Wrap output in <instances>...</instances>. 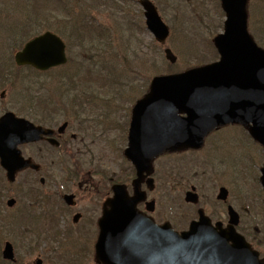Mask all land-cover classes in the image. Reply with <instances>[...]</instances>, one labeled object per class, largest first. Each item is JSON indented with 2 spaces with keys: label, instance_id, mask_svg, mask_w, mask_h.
Returning <instances> with one entry per match:
<instances>
[{
  "label": "water",
  "instance_id": "1",
  "mask_svg": "<svg viewBox=\"0 0 264 264\" xmlns=\"http://www.w3.org/2000/svg\"><path fill=\"white\" fill-rule=\"evenodd\" d=\"M221 2L226 13L225 33L215 40L220 61L182 74L155 78L151 93L134 111L129 156L139 174L149 172L150 160L157 155L198 148L213 129L230 123L246 127L264 147V50L248 33L247 0ZM142 5L148 29L164 43L169 28L152 3L144 0ZM166 54L175 61L170 51ZM16 60L18 65L46 70L65 63L64 45L56 36L46 33L27 44ZM179 114L187 117L180 118ZM4 131L0 134V146L4 142L16 147L35 139L30 138L31 133H21L11 143L13 138L8 140L13 127ZM2 164L11 180L28 165L13 149L2 154ZM262 174L264 186V168ZM134 204L118 196L111 202V211L100 223L97 256L102 263L259 264L233 228L218 233L208 222L201 221L189 233L179 236L169 225L156 227L141 218L134 211ZM3 255L14 260L11 244H6Z\"/></svg>",
  "mask_w": 264,
  "mask_h": 264
},
{
  "label": "flooded vegetation",
  "instance_id": "2",
  "mask_svg": "<svg viewBox=\"0 0 264 264\" xmlns=\"http://www.w3.org/2000/svg\"><path fill=\"white\" fill-rule=\"evenodd\" d=\"M94 1L92 8L97 9L101 6L102 11L111 12L115 16L117 22L115 30L118 28L120 31L122 28L136 29L138 18L141 16L144 19V13L136 9V5L140 6V0ZM10 5L11 0H0V50L8 49L9 35L5 33L9 30L10 18L9 14L3 13V9L7 7L9 12ZM72 5L74 6L72 11H74L76 4L72 2ZM86 5V3L81 4L79 8H85ZM112 7L114 10H111ZM91 11L87 9L86 13ZM1 16L4 18L1 19ZM8 62L9 58L0 52V69L4 68ZM51 71H37L36 97L30 98L28 105L20 104L19 98L12 96L10 90L15 80H10L7 75H0V126L4 130L9 128L13 122L10 116L13 114L16 118L27 119L36 127L52 131L51 135L42 136L36 142L18 147L21 155L31 161V165L17 173L16 176L17 178L20 175L25 176L27 184L34 188L29 191L26 188L23 197L28 199L29 206H21L20 210L24 217L30 219L35 217L47 222L54 219L56 223L59 221L66 224L68 233L65 236V243H70L74 233L82 236L88 230L93 231L95 235L91 243L93 251L91 249L88 254L92 257L94 240L96 241L99 234L98 223L109 208L108 201L114 196V187L124 186L132 194L137 186L138 169L125 157V149L129 144L131 121L126 116L105 115L102 104L85 103V98L80 106L75 107L71 104L69 106L70 118L60 123V119L66 116L62 111H58L60 91L55 87L57 81L53 78L50 81L44 80V75L53 76ZM31 82L30 80L29 84ZM45 87L47 89L43 91ZM70 101H73V98L70 97ZM88 102L91 101L88 100ZM106 129L108 135L105 137ZM0 134H3L2 130ZM199 152L189 149L174 155L163 154L156 160L157 165L160 158L165 156L177 157L179 160L177 164L164 163L162 168L164 201L166 199L164 221L168 223L171 218L170 192L176 188L173 184H179V192L186 194L192 188L198 191L197 178L206 181L202 176L203 170L200 168L204 164L200 163V166L196 160ZM201 152L203 157L206 156L207 150L202 149ZM186 154L192 155L193 159L184 160L182 156ZM217 165L221 167V171L213 170V175L208 176L207 179L210 181L208 184L213 185L212 187L216 185L218 193L222 188L228 191L226 201L220 205L224 221L228 222V207L234 204V191L245 192L249 176L245 170L240 173L230 162L221 157ZM156 171L157 169L155 173ZM1 173L5 174L0 165ZM174 173L177 175H173ZM229 178L233 183H238L239 187L231 189L227 183ZM141 180V188L145 189L146 179ZM218 193L214 196L216 199ZM139 207L144 210V202ZM191 212L197 213L198 209H191ZM188 215L187 212L185 216ZM79 245L86 246V244ZM79 245L76 246L82 248Z\"/></svg>",
  "mask_w": 264,
  "mask_h": 264
},
{
  "label": "rangeland",
  "instance_id": "3",
  "mask_svg": "<svg viewBox=\"0 0 264 264\" xmlns=\"http://www.w3.org/2000/svg\"><path fill=\"white\" fill-rule=\"evenodd\" d=\"M42 1V6H44V4L47 6V8L43 9L47 11L50 10V12L54 14V16H56V19L51 22L57 25L58 29L63 32L72 34L70 32L71 28L69 29L68 27L70 25L72 27H77L76 20L79 23L81 22L82 17L81 15H78V9L81 4L86 3V8L88 10H92V13L88 15L90 20H92L91 22L95 23L101 29V26L105 27L106 30L110 31L111 33L112 41L110 43H107L106 40H102L101 54H97L93 51H89L87 44H91L96 41H101L99 34L94 33L93 35H91L90 33H87L83 39L82 35L84 34V31H81L80 37L78 38V42H81L82 45L79 48H73L71 64L69 65V67L67 66L64 69H60V71L57 70L56 72H54L57 76H53L54 79L57 81V83H55V87L60 89L59 91L61 94H59V99L63 101L61 108L64 114H66V119L70 118V110L68 109L66 102H64V100L62 99V92L64 91L65 87L69 85L70 76L74 77L75 75H77L79 79H82L84 76H86L92 81V83L94 81L93 85L97 87L102 78V73L107 74V71L103 70L104 65L115 67V63H121V65H123V72L120 74L118 82L113 84L111 87H107L105 90H103V96L99 97L95 104L97 105L99 103L106 102L107 105L111 106V109L114 112L117 113L120 111V113H122L124 112L123 106L125 105L129 96L133 98L136 97V100L140 99L146 93L152 78L156 75L165 74L166 72H168L169 67L171 68L172 72H176L185 70L186 65L191 68L198 64L204 65L206 63L214 62L215 58L213 55L211 43L216 35L223 32L222 24L224 18L221 14V8L220 5L218 6L217 0H189L188 2H184L186 0H170L169 6L165 4L170 9L163 8L166 13L162 11L163 16L167 18H164L166 21L170 17H172V14L182 16V10L185 14V19L183 18V21L185 23L184 29L177 31V27H170V36L165 47L170 48L177 56V62L175 64H170L165 58L164 46L162 47L157 44L153 36L149 32L144 31V19L141 16L138 18V28L133 30L129 28H122L121 31H114V28L112 27L115 25V21H113L114 17L112 16V13L102 11L103 9L101 6H98L99 8L97 9L92 8V3H95L94 0H60V9H55L52 4V2L54 4L57 3L58 0H52V2L51 0ZM96 1L100 2L103 0ZM152 1L158 4L162 2V0ZM200 1L205 4L206 9L203 8V10L198 11V9L202 7ZM259 1L260 0H251L248 6V9L250 10L249 28L250 33L254 36H257L256 40L258 38L260 42H263L264 44V13L262 12L261 7L257 8V4ZM72 2L76 4L75 11L69 12L71 11V8H74ZM189 3H191L193 6H191ZM37 4H40V1H37ZM165 5L164 7H166ZM192 8L197 9V14L191 15L190 9ZM14 9H16L17 11L9 10L8 12L7 7H5L3 9V13L5 15L9 14V18H13L12 21L15 25H21L20 23H23V25L27 26V22L31 19L29 17L30 15H27V12H22L17 8ZM136 9H138L139 12H142L140 6L136 5ZM111 10H114V8L112 7ZM169 15L170 17H168ZM23 17L24 21L20 22L21 20H23ZM46 17L50 18V15L47 14ZM3 18L4 17L1 16V19ZM33 23H35V21ZM38 29L42 30L39 27ZM70 42L73 46L77 44L75 38L73 37L70 38ZM1 54L3 55V52H1ZM196 55L201 57V59L199 58V61L196 60ZM70 67L72 68L68 69ZM95 87L92 88L95 89ZM46 89L47 87H45L43 91H45ZM101 89L102 86L100 88V91ZM96 94L98 95L99 93ZM126 105L128 107L129 103H126ZM212 137L216 138L215 140L217 141L213 140L212 142L211 140H208L207 147L210 148H206L204 150H207L206 156L198 157L196 160H205L208 161L209 164L211 163L212 165H216L217 162L214 163V161H218L217 156H211L215 153H220V148L222 147L220 143H222L226 147L225 150L222 148V152L230 153V148L228 146L229 142L241 145L245 152H248L249 150H254V152H258L256 149V147L258 146H256L245 135V133L240 129V127L234 126L224 128V131L221 130L217 134L212 135ZM233 151L235 154V160L231 162L237 164L233 165V167L239 170L240 173H242V170H245L246 172H248L249 175H254L253 180L254 185L256 186L258 184L257 179L259 169L262 163V158L259 154L260 151L254 158H252L255 155L253 151L251 157L248 155L249 164L248 162L244 164V161L240 159L241 157L238 153L240 151L239 149L234 148ZM210 154L211 158H209ZM225 156L227 157V155ZM182 158L184 160L193 159L192 155L188 154L183 155ZM178 161L179 160L177 157L165 156L160 158L158 165H156L157 169H159L158 172L160 177H158L159 180L156 185V191L152 194V196L158 199V207L155 214V218L160 222H162L165 218L164 208L166 201V199L164 201V195L162 190L163 181L161 179V176H163V174L161 167L164 166V163L173 162L177 164ZM205 169L210 171L209 166H204L203 170ZM203 178H207V175L203 176ZM227 183L228 186L231 187V189H236L239 187L238 183H233L231 178H229ZM1 186H3V188L5 189L4 195L8 194L10 195L9 197L13 196V198L17 199V209L21 206H29L28 199L26 197H23L25 195L26 188L29 191L31 186L27 184L25 176H18L16 182L7 186L6 188L4 187L5 185ZM211 186H206V184H202L201 189H199L200 193L205 197L207 195L210 197L211 194L214 193V191L216 190V185L214 187ZM253 189L254 186H250V189L246 188L245 194H249L248 196H250ZM239 196L240 193H237L235 190L233 194L234 201L237 200ZM9 197L7 198L4 196V199L0 198V215L2 216H10L12 214L11 211H14L8 209L6 205L7 199H9ZM171 198H176L173 193L171 194ZM211 199L213 200L214 197H212ZM245 203L243 204L245 205ZM170 204L172 209H175L177 207L176 203L172 202L171 200ZM241 205L242 204H238V208L241 213L244 214L242 224L243 228L246 230L248 226H252V228H258L259 230L264 232V205L262 193L260 192V194H255L254 201L251 204L252 207H257L259 211L257 219L251 220L249 217L251 213L247 212L246 209L241 207ZM15 219L18 220L20 218H9V220L7 221L11 222ZM2 221L3 219L0 218V224H2ZM65 227L66 226L64 225V228ZM34 236L36 235H33L32 231L27 230L26 238L31 249L28 254L26 250L23 249L20 245L16 247L15 243L12 242V237L9 236L7 233H4V236L1 237L2 241L0 246V252L3 249L5 242L9 241L14 244L15 247L17 257L16 264H33L37 258H41L44 264H65L64 260L62 259V256H64L63 253L66 252H69L71 256L77 257L76 253L71 250V244H64L58 249V246L56 244L52 245L51 242H46L45 240H39V242L37 243L33 242ZM94 238L95 235L93 231L89 232V230L81 236V240L82 242H84V244H86V246L83 247L82 245H79L82 246V248L77 247L76 252L79 256L86 255L84 253L86 252V250L87 252L91 251V243ZM82 242H80V244H82ZM252 245L257 250H259L261 256L264 257V241H262L260 237H256V239L252 241ZM87 260L89 259L86 258V261ZM86 261L83 259L82 264H96L93 260H89L88 263H86Z\"/></svg>",
  "mask_w": 264,
  "mask_h": 264
},
{
  "label": "trees",
  "instance_id": "4",
  "mask_svg": "<svg viewBox=\"0 0 264 264\" xmlns=\"http://www.w3.org/2000/svg\"><path fill=\"white\" fill-rule=\"evenodd\" d=\"M260 8L261 7V9H262V12L264 13V1L263 0H260L259 2H258V4H257V8ZM264 16V15H263ZM94 30H99V29H97V28H95ZM31 33V32H30ZM263 46H264V44H263ZM96 52H100V51H102V44H101V46H99V47H95V49H94ZM0 264H7V263H4L1 259H0Z\"/></svg>",
  "mask_w": 264,
  "mask_h": 264
}]
</instances>
